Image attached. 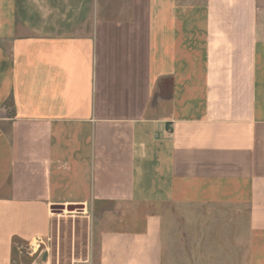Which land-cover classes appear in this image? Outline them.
Here are the masks:
<instances>
[{
  "label": "crops",
  "instance_id": "0c3cea01",
  "mask_svg": "<svg viewBox=\"0 0 264 264\" xmlns=\"http://www.w3.org/2000/svg\"><path fill=\"white\" fill-rule=\"evenodd\" d=\"M55 206L97 264H264V0H0V264Z\"/></svg>",
  "mask_w": 264,
  "mask_h": 264
},
{
  "label": "rangeland",
  "instance_id": "374dc122",
  "mask_svg": "<svg viewBox=\"0 0 264 264\" xmlns=\"http://www.w3.org/2000/svg\"><path fill=\"white\" fill-rule=\"evenodd\" d=\"M55 216L52 239L39 246L18 244L15 264H97V246L90 244V220L78 206L74 211H53ZM91 248V249H90Z\"/></svg>",
  "mask_w": 264,
  "mask_h": 264
},
{
  "label": "water",
  "instance_id": "95a60500",
  "mask_svg": "<svg viewBox=\"0 0 264 264\" xmlns=\"http://www.w3.org/2000/svg\"><path fill=\"white\" fill-rule=\"evenodd\" d=\"M76 208H77V206H68V207H67L68 211H74ZM65 209H66L65 207H61V206H55V207L53 208L54 211H55V210H58V211H60V212L65 211Z\"/></svg>",
  "mask_w": 264,
  "mask_h": 264
}]
</instances>
